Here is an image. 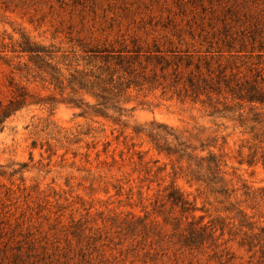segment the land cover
<instances>
[{
    "label": "rangeland",
    "instance_id": "374dc122",
    "mask_svg": "<svg viewBox=\"0 0 264 264\" xmlns=\"http://www.w3.org/2000/svg\"><path fill=\"white\" fill-rule=\"evenodd\" d=\"M20 33L64 49L131 38L176 42L179 37L204 55L211 52L212 64L219 59L228 74L250 82L260 74L264 81V0H0V44L18 41ZM12 68L0 60V100L10 80L27 84ZM30 87L49 94L40 85ZM167 94L133 91L126 130L80 118L67 105L51 116L30 107L8 120L0 131V264H264L257 240H249L251 249L239 246L251 233L232 222L228 205L196 193L195 186L176 181L191 201L196 199V216L232 223L219 248L180 250L170 226L154 213L158 192L170 183L171 167L152 151L144 159L151 162L147 174L136 153L149 146L132 131L153 120L185 133L197 147L193 136L200 129L206 133L199 140L212 138L215 131L227 138L225 179L236 190L233 201L253 216L257 229L264 228V203L243 196L244 186L253 194L264 187L259 165H238L247 162V150L240 148L248 136L233 123L210 117L198 103H181ZM243 109L247 115L249 107ZM166 164L165 173L155 174ZM145 216L154 228L146 235L139 226Z\"/></svg>",
    "mask_w": 264,
    "mask_h": 264
},
{
    "label": "trees",
    "instance_id": "16d2710c",
    "mask_svg": "<svg viewBox=\"0 0 264 264\" xmlns=\"http://www.w3.org/2000/svg\"><path fill=\"white\" fill-rule=\"evenodd\" d=\"M19 36L18 41L9 38V43L0 44V60L13 67V72L27 84L10 80L6 86L7 96L0 100V131L9 119L30 107L48 110L51 116L59 105L70 106L79 112L80 118L101 119L126 130L127 118L132 111L127 105L133 91L157 90L162 91L163 96L171 93L170 99L175 98L181 103H198L210 110V117L227 120L243 130L248 141L240 149L247 150V162L241 160L238 165H259L264 171V81L260 74L252 82L238 79L237 75L228 74L226 68H221L219 59L214 66L213 56H209L211 52L204 55L179 37L176 42L155 38L148 43L131 38L112 44L105 41L64 49L62 45L37 43L24 33ZM216 52L223 57L220 50ZM31 85H40L49 94L42 96ZM234 104L239 106L238 112L234 111ZM244 106L249 107L247 115H244ZM132 131L135 137H144L149 146L146 152L136 153L139 166L147 174L152 171L147 167L151 162L146 163L144 159L150 152L164 156L169 162L171 180L158 192L161 193L153 210L163 217L165 226H170L180 250L197 252L206 246L219 248L217 242L226 230L230 234L228 228L232 223L227 224L221 218L205 222V216L197 217L200 210L196 199H189L176 185L178 180L189 187L195 186L196 193L212 196L220 205H228L227 211L233 214L232 222L237 221L239 229L251 233L241 239L240 247L251 249L253 243L249 240L253 238L259 249L264 250V228L257 229L253 216L234 202L236 190L229 188L225 179L227 160L223 148L227 138L218 137L215 131L212 138L199 140L206 133L205 129H200L193 136L198 139L197 147L185 133L154 120L134 127ZM127 138L124 136L123 139ZM131 148L135 149V145ZM152 163L156 165L158 161ZM168 164L158 168L155 174L165 173ZM243 190L247 200L264 203V187L259 194H253L245 186ZM138 193L143 199L142 192ZM247 209L254 211L255 207L248 206ZM145 217L139 222L140 233L144 235L154 230L153 222H147L148 216Z\"/></svg>",
    "mask_w": 264,
    "mask_h": 264
}]
</instances>
